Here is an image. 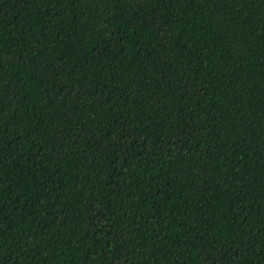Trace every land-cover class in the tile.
Wrapping results in <instances>:
<instances>
[{
	"label": "trees",
	"instance_id": "obj_1",
	"mask_svg": "<svg viewBox=\"0 0 264 264\" xmlns=\"http://www.w3.org/2000/svg\"><path fill=\"white\" fill-rule=\"evenodd\" d=\"M0 264H264V0H0Z\"/></svg>",
	"mask_w": 264,
	"mask_h": 264
}]
</instances>
